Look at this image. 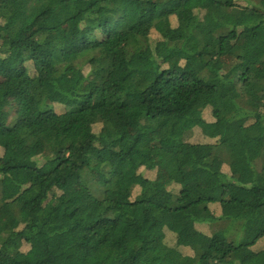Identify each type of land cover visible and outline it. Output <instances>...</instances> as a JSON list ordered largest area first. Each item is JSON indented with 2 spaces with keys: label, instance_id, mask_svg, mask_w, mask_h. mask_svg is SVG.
I'll return each instance as SVG.
<instances>
[{
  "label": "trees",
  "instance_id": "obj_1",
  "mask_svg": "<svg viewBox=\"0 0 264 264\" xmlns=\"http://www.w3.org/2000/svg\"><path fill=\"white\" fill-rule=\"evenodd\" d=\"M263 1L0 3V264H264Z\"/></svg>",
  "mask_w": 264,
  "mask_h": 264
},
{
  "label": "rangeland",
  "instance_id": "obj_2",
  "mask_svg": "<svg viewBox=\"0 0 264 264\" xmlns=\"http://www.w3.org/2000/svg\"><path fill=\"white\" fill-rule=\"evenodd\" d=\"M3 1L4 0H0V3H2ZM263 3H264V1H263ZM244 44H248V40H245ZM180 63L181 62L179 60H175V61H173L170 64V66L173 69H177L179 67ZM0 82H1V79H0ZM60 108H61L60 106H56V109H57L58 112H62V109H60ZM203 116H204V119H205L206 122L203 121V122H196L195 123V125L197 127L194 129V135H193L192 140L190 142L194 143V144H198V145L214 144L215 140H214V138L211 135L213 133V131L215 130V124L213 123L214 119L211 117V114H210L209 111H205ZM205 127H206V130H204ZM99 128H100V126H98L96 128V130L99 129ZM234 130H235L234 127L229 128L230 132H233ZM159 138H160L159 134H154L153 139L155 141H157V139H159ZM2 154H3V150L0 149V155H2ZM223 168H224V170H227L225 168V166ZM141 173L145 177L150 178V179H154L157 176L156 172L149 171V170H144V169L141 170ZM167 185H168V183L165 181L162 184H160V187H161V189H163V188H166ZM212 210H213L214 215L219 216L220 211H221V207L219 205H215V206L212 207ZM199 229H201V230H203L205 232H209V231L212 230V228H210L209 226H204V227H202V226L200 227L199 226ZM28 250H29V246L28 245H24L22 247V251L26 252Z\"/></svg>",
  "mask_w": 264,
  "mask_h": 264
}]
</instances>
